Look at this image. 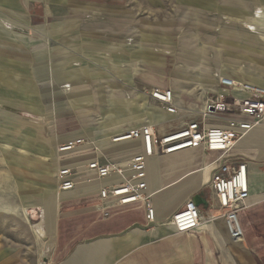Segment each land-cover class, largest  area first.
I'll return each instance as SVG.
<instances>
[{
    "label": "crops",
    "instance_id": "obj_1",
    "mask_svg": "<svg viewBox=\"0 0 264 264\" xmlns=\"http://www.w3.org/2000/svg\"><path fill=\"white\" fill-rule=\"evenodd\" d=\"M40 1L52 30L20 25L48 43L38 50L43 66L30 72L27 58L2 52L8 41L0 31V103L35 117L26 128L13 126L17 136L0 122V264H264V124L233 149L247 163L250 185L238 214L241 243L220 221L180 234L168 223L196 196L207 214L218 153L196 146L147 159L152 223L141 203L102 218L98 191L111 179L86 169L92 160L123 162L140 152L139 141H111L126 130L149 124L162 135L199 121L220 76L264 88V0ZM5 5L17 3L0 0ZM151 89L171 91L176 117L147 97ZM0 117L11 114L0 109ZM76 140L83 143L74 150L56 151ZM198 152L213 157L204 163ZM63 168L74 169L71 190L58 186Z\"/></svg>",
    "mask_w": 264,
    "mask_h": 264
},
{
    "label": "built area",
    "instance_id": "obj_2",
    "mask_svg": "<svg viewBox=\"0 0 264 264\" xmlns=\"http://www.w3.org/2000/svg\"><path fill=\"white\" fill-rule=\"evenodd\" d=\"M259 17L264 23V14L259 13ZM145 93L166 113L177 116L180 108L169 89H151ZM196 114L200 117L199 121H192L185 127L162 135L155 131L153 125L144 124L112 137L113 143L140 142L141 151L123 162H88L86 169L95 174V179H111L98 191L96 211L102 218H107L116 207L141 203L147 220L154 222L151 196L145 192L147 159L198 146L205 152L218 153L209 183L213 197L205 201L208 212L202 216L199 206L189 199L170 216L168 223L175 233L180 234L199 229L207 221H220L232 242H242L243 230L238 214L247 207L250 185L247 163L234 155L233 149L249 132L264 124V89L220 76L216 90L208 95ZM82 143V140L64 143L57 150L61 153L72 151ZM73 174L72 168L58 171L60 190L73 189L75 182L70 179Z\"/></svg>",
    "mask_w": 264,
    "mask_h": 264
},
{
    "label": "rangeland",
    "instance_id": "obj_3",
    "mask_svg": "<svg viewBox=\"0 0 264 264\" xmlns=\"http://www.w3.org/2000/svg\"><path fill=\"white\" fill-rule=\"evenodd\" d=\"M15 1L17 3V6L15 7H9L7 5L0 6V31L4 29V33L6 34L5 40L8 41V44L6 46L1 47V51L7 52V53L10 52L11 54H15L18 57L27 58L31 65L30 67V72H31L33 68L35 69L37 67L44 65L43 60H40V56L42 55V53L39 54L38 52L40 51V49L47 47L48 43L46 42L43 43V41L40 42L41 40H43V35L41 32L29 30V28L30 29L31 27L37 28V26L39 25L48 26V24H50V29L52 30L53 24L51 23H53L54 20L53 19L45 20L43 18V15L41 13L43 3L40 0H15ZM60 19L63 20L62 18ZM26 20L28 21V24L31 27L24 28L20 25L22 21H26ZM38 42H40V44H38ZM31 43H34V44H31ZM52 43L53 42H51V44ZM18 75H20L21 78L24 77L22 76V74H18ZM27 79L29 78L27 77ZM27 81L31 82L33 81V79H29ZM29 87H30L29 85L25 87L26 92H28ZM40 88L41 90L44 89L43 87H40ZM0 99H2L1 94H0ZM0 109H4L11 114V118H9L8 121H4V118L0 117L1 118L0 122L2 121V119H3L4 124L5 122H7V125L9 128L8 135L12 133L13 136L14 135L17 136V134L14 132L15 128L13 129V126L18 125V127L26 128L27 126H26L25 121L35 119L33 115L23 112L21 110H17L16 108L6 103H0ZM45 132L46 130L41 128L40 136L42 135L44 136ZM194 157H196V159L199 161L208 163L212 159L213 155L210 156V154L207 153V155L203 157L198 152L194 155ZM8 217L11 221L18 223V222H21L22 219L24 220L23 217L25 216H22V215L17 216V215L9 214ZM11 217H13V219H11ZM32 222H33L32 220L31 221L29 220L30 224ZM27 226L28 225L25 224V227Z\"/></svg>",
    "mask_w": 264,
    "mask_h": 264
},
{
    "label": "water",
    "instance_id": "obj_4",
    "mask_svg": "<svg viewBox=\"0 0 264 264\" xmlns=\"http://www.w3.org/2000/svg\"><path fill=\"white\" fill-rule=\"evenodd\" d=\"M198 198H200L201 200H203L200 196H196V197H193V198H192V201L195 202V204H196L197 206H199L200 203L203 202V201H201V202L199 203Z\"/></svg>",
    "mask_w": 264,
    "mask_h": 264
},
{
    "label": "bare ground",
    "instance_id": "obj_5",
    "mask_svg": "<svg viewBox=\"0 0 264 264\" xmlns=\"http://www.w3.org/2000/svg\"><path fill=\"white\" fill-rule=\"evenodd\" d=\"M264 89V88H263ZM56 151H57V148H56ZM36 230H38V229H36Z\"/></svg>",
    "mask_w": 264,
    "mask_h": 264
}]
</instances>
